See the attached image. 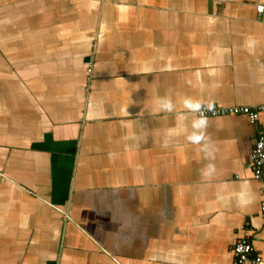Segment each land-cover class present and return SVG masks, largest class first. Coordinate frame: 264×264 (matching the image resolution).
I'll return each instance as SVG.
<instances>
[{
  "label": "crops",
  "instance_id": "0c3cea01",
  "mask_svg": "<svg viewBox=\"0 0 264 264\" xmlns=\"http://www.w3.org/2000/svg\"><path fill=\"white\" fill-rule=\"evenodd\" d=\"M19 39L0 264H233L243 227L264 264V112L197 113L264 104V0H0V42Z\"/></svg>",
  "mask_w": 264,
  "mask_h": 264
},
{
  "label": "built area",
  "instance_id": "2783aa9c",
  "mask_svg": "<svg viewBox=\"0 0 264 264\" xmlns=\"http://www.w3.org/2000/svg\"><path fill=\"white\" fill-rule=\"evenodd\" d=\"M264 112V104L260 105H216L207 104L198 108L197 113L201 117H215L221 115H245L251 123H256L259 115ZM248 165L256 179L264 181V127L258 126L255 140L249 153ZM263 199L260 203V213L264 218V187ZM243 233L236 237L230 250L233 255V264H258L261 261L259 255H255L249 241L248 229L243 227Z\"/></svg>",
  "mask_w": 264,
  "mask_h": 264
},
{
  "label": "rangeland",
  "instance_id": "374dc122",
  "mask_svg": "<svg viewBox=\"0 0 264 264\" xmlns=\"http://www.w3.org/2000/svg\"><path fill=\"white\" fill-rule=\"evenodd\" d=\"M18 48H20V39L14 40L11 42H7V41L0 42V56L2 57V58L0 57V65H3L2 63L6 62V60H7L11 63V65H13V67L18 66L19 61H20V58L16 57V50ZM9 50H11L13 52L14 58H11L10 57L11 55L8 54ZM5 56H7V57H5ZM13 67H11V68H13ZM89 67H90V65H89ZM89 72H90V70H88V73ZM0 73H1V71H0ZM0 84H2L1 78H0Z\"/></svg>",
  "mask_w": 264,
  "mask_h": 264
}]
</instances>
